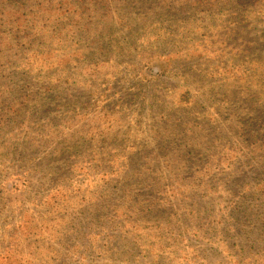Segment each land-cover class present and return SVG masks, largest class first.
Segmentation results:
<instances>
[{"label": "trees", "instance_id": "trees-1", "mask_svg": "<svg viewBox=\"0 0 264 264\" xmlns=\"http://www.w3.org/2000/svg\"><path fill=\"white\" fill-rule=\"evenodd\" d=\"M143 6L148 15L159 16L153 29H168L169 38L162 42L168 49L144 54L143 61H149L142 76L146 69L147 75L153 69L154 76H164L159 71L166 74L176 60L207 59L212 44L230 33L241 37L255 19L264 20V0H0V132L44 96L37 56L61 61L59 65L70 71L65 73L70 80L72 70L101 50L112 26L120 28ZM219 19L222 22L217 23ZM194 41L208 43L210 48L193 45L196 49L189 53L188 45ZM250 71L236 72L235 81L252 84L264 95V71ZM56 88L53 84L44 92L53 93ZM261 93H255L248 101L250 110L237 117L234 137L226 144L228 152L208 164L188 155L180 157L185 159V172L178 168L184 177L176 184L174 199L183 200L186 211L181 218L171 212L161 214L170 198L159 211V225L152 224V217L142 216L152 215L151 211L139 208L152 198L150 190L159 189L157 173L162 168L168 171V158L163 166L143 165L138 153L128 156L111 149L114 159L108 163L89 159L82 164L75 159L49 186L39 207L15 208L21 218L14 227L20 229L22 239L17 243L20 250L8 257L16 260L8 264H264ZM188 97L185 93L179 100L190 104ZM179 131L180 141L183 133L192 136L185 150L197 145L198 133ZM91 151L102 154V149ZM219 162L224 164L223 171ZM44 226L48 237L40 233Z\"/></svg>", "mask_w": 264, "mask_h": 264}, {"label": "rangeland", "instance_id": "rangeland-1", "mask_svg": "<svg viewBox=\"0 0 264 264\" xmlns=\"http://www.w3.org/2000/svg\"><path fill=\"white\" fill-rule=\"evenodd\" d=\"M154 18L159 16L148 15L143 6L120 28L119 24L113 25L101 50L88 55L84 65L72 70L70 80L65 76L70 71L59 65H63L61 61L36 57L44 96L0 132V264L16 260L8 257L20 250L17 243L22 237L14 224L21 217L15 208L26 211L39 207L49 186L75 159L82 164L89 159L108 163L114 159L111 149L128 156L138 153L143 165L163 166L168 158V171L162 168L157 173L159 189L150 190L148 204L139 206L142 211L152 212L143 217H152V224L159 225V211L169 198L171 202L161 214L171 212L181 218L186 211L183 200L174 199L176 184L184 177L178 168L185 172L186 162L180 157L188 155L189 159H203L202 164H208L213 157L228 152L226 144L236 131L237 117L245 115L250 110L248 101L261 93L252 84L237 83L235 73L246 68L250 74L264 71V60H260L264 56V20L255 19L241 37L230 33L224 41L212 44L207 59L176 60L168 65L166 74L156 70L164 76H154L153 69L152 75L143 69L142 76V68L149 61H143L144 54L168 49V44L162 43L169 38L168 29L154 30ZM158 36L161 41H157ZM195 43L188 45L189 53L196 49L193 45L210 48L208 43ZM53 84L57 85L56 92H44ZM185 93H189L190 104L179 100ZM259 96L264 97L262 93ZM184 129L200 136L197 145L187 150L184 147L192 136L183 133L184 138L178 140L179 130ZM99 149L100 156L91 151ZM203 151L209 155L203 158ZM219 164L223 171L224 164ZM42 228L40 233L48 237L49 231Z\"/></svg>", "mask_w": 264, "mask_h": 264}]
</instances>
